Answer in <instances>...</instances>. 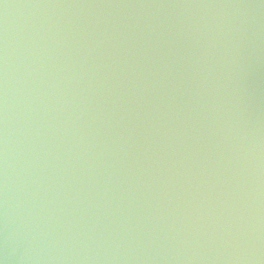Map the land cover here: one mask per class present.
<instances>
[{"label": "water", "instance_id": "1", "mask_svg": "<svg viewBox=\"0 0 264 264\" xmlns=\"http://www.w3.org/2000/svg\"><path fill=\"white\" fill-rule=\"evenodd\" d=\"M0 264H264V0H0Z\"/></svg>", "mask_w": 264, "mask_h": 264}]
</instances>
